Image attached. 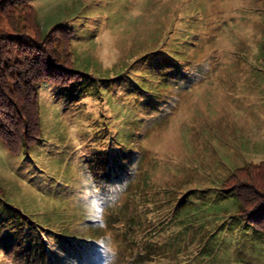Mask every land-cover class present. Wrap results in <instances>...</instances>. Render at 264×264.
I'll use <instances>...</instances> for the list:
<instances>
[{
    "label": "rangeland",
    "instance_id": "obj_1",
    "mask_svg": "<svg viewBox=\"0 0 264 264\" xmlns=\"http://www.w3.org/2000/svg\"><path fill=\"white\" fill-rule=\"evenodd\" d=\"M30 5L42 34L71 29L80 75L38 84L33 145L0 140V264H264L220 186L264 160V0ZM148 236L169 249L136 259Z\"/></svg>",
    "mask_w": 264,
    "mask_h": 264
},
{
    "label": "trees",
    "instance_id": "obj_2",
    "mask_svg": "<svg viewBox=\"0 0 264 264\" xmlns=\"http://www.w3.org/2000/svg\"><path fill=\"white\" fill-rule=\"evenodd\" d=\"M71 32L56 25L42 34L30 0H0V140L12 153L28 148L40 137L38 84L64 85L80 75L71 68ZM130 164L123 163V167ZM131 171L128 168L122 177L125 194L133 179ZM220 186L236 199L237 214L264 234V160L234 168ZM2 193L0 187V196ZM91 239L82 236L77 245L72 244L73 253L82 254L79 246L86 245L93 247L92 257H96L99 247L90 244ZM162 249L166 253L168 245L148 236L135 258L151 261Z\"/></svg>",
    "mask_w": 264,
    "mask_h": 264
},
{
    "label": "clouds",
    "instance_id": "obj_3",
    "mask_svg": "<svg viewBox=\"0 0 264 264\" xmlns=\"http://www.w3.org/2000/svg\"><path fill=\"white\" fill-rule=\"evenodd\" d=\"M101 58H103V53H101Z\"/></svg>",
    "mask_w": 264,
    "mask_h": 264
}]
</instances>
